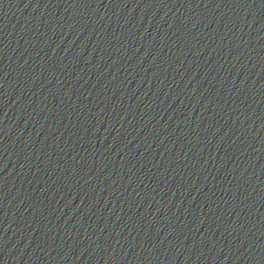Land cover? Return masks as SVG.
Returning a JSON list of instances; mask_svg holds the SVG:
<instances>
[{
	"label": "water",
	"instance_id": "95a60500",
	"mask_svg": "<svg viewBox=\"0 0 264 264\" xmlns=\"http://www.w3.org/2000/svg\"><path fill=\"white\" fill-rule=\"evenodd\" d=\"M0 264H264V0H0Z\"/></svg>",
	"mask_w": 264,
	"mask_h": 264
}]
</instances>
